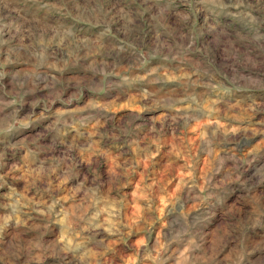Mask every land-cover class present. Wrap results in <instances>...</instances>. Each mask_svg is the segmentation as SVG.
<instances>
[{"label": "clouds", "instance_id": "1", "mask_svg": "<svg viewBox=\"0 0 264 264\" xmlns=\"http://www.w3.org/2000/svg\"><path fill=\"white\" fill-rule=\"evenodd\" d=\"M0 264H264V0H0Z\"/></svg>", "mask_w": 264, "mask_h": 264}, {"label": "rangeland", "instance_id": "2", "mask_svg": "<svg viewBox=\"0 0 264 264\" xmlns=\"http://www.w3.org/2000/svg\"><path fill=\"white\" fill-rule=\"evenodd\" d=\"M223 74L221 73V78H222Z\"/></svg>", "mask_w": 264, "mask_h": 264}]
</instances>
